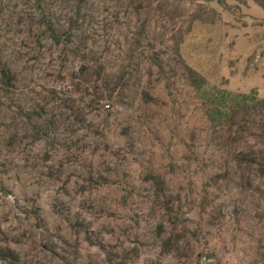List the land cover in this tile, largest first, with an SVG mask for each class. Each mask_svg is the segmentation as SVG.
Wrapping results in <instances>:
<instances>
[{"label": "rangeland", "instance_id": "1", "mask_svg": "<svg viewBox=\"0 0 264 264\" xmlns=\"http://www.w3.org/2000/svg\"><path fill=\"white\" fill-rule=\"evenodd\" d=\"M0 0V264H264V0Z\"/></svg>", "mask_w": 264, "mask_h": 264}, {"label": "trees", "instance_id": "2", "mask_svg": "<svg viewBox=\"0 0 264 264\" xmlns=\"http://www.w3.org/2000/svg\"><path fill=\"white\" fill-rule=\"evenodd\" d=\"M36 6V14L39 23L43 26L44 37L53 40L56 44H65L68 46L73 42V29L60 31L57 28L56 18L47 10L48 0H33ZM191 77L195 82L196 89L202 97L206 99L208 106L209 119L215 127L222 126L235 111L239 109H248L262 107L264 108V99H259L255 93L242 94L227 91H215L205 87L206 79L195 70H190ZM8 70L0 74L1 82L9 78Z\"/></svg>", "mask_w": 264, "mask_h": 264}]
</instances>
